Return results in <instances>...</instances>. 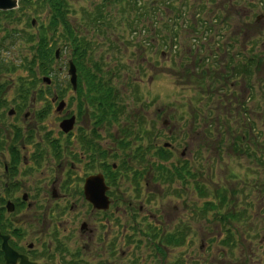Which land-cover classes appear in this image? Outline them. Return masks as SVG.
I'll return each mask as SVG.
<instances>
[{
    "label": "flooded vegetation",
    "instance_id": "1",
    "mask_svg": "<svg viewBox=\"0 0 264 264\" xmlns=\"http://www.w3.org/2000/svg\"><path fill=\"white\" fill-rule=\"evenodd\" d=\"M247 3H196L198 42L168 52L172 118L116 111L111 80L89 90L77 69L73 88L55 64L49 83L7 87L0 264H264V40Z\"/></svg>",
    "mask_w": 264,
    "mask_h": 264
},
{
    "label": "rangeland",
    "instance_id": "2",
    "mask_svg": "<svg viewBox=\"0 0 264 264\" xmlns=\"http://www.w3.org/2000/svg\"><path fill=\"white\" fill-rule=\"evenodd\" d=\"M160 1L161 0H68V10L71 11L69 21L71 25L75 26L76 33L78 32V34L83 35V37H85V39L90 43L92 51L94 52L93 56L95 58L98 57L99 60H107L108 62L104 68L105 72H103L105 75L102 74L103 77L101 75L95 80L102 85H109V80H111L113 86L118 84V91L122 94L121 97L124 99H117L116 104L121 101L123 104H126L128 108H132L133 111L143 106L145 108L144 110L147 111V115L145 117L146 120L161 119L155 114L156 108L160 109L161 107H163L164 113L162 118H172V115H174V113H170V115L165 113L167 108H172L171 104L173 105L174 97L173 90L175 88L173 70L169 67L168 59V52L171 49L168 33H170L169 29L171 28H169L168 31H165V28L158 26L156 31V28L153 26L154 23H152V20L150 19L151 16L137 19L135 18L136 15H141L145 8L151 12L152 8H156V6L159 5ZM204 1L206 4V0ZM191 2L199 3L200 0H191ZM173 5H175L174 13L181 9V5H179L177 1H173ZM15 12L16 14L12 18L15 20L10 22L6 19L2 22V24L8 28V31L13 34V37L11 40L9 38L8 41H2L1 39L5 36V34H0V41L3 45L0 47V63L3 66H7L8 62L11 61L12 65L16 68L13 72L1 70L0 83L7 82L9 80L16 81L20 76H27L25 70L21 67H17L21 63V57L25 56L27 52L30 51L29 49L33 46V40L28 41L27 37L32 36L33 38L36 34L35 27L32 28L25 21V15H23L22 12ZM23 12L27 13L26 11ZM45 14L46 12H43L41 17L42 19ZM216 14H218L217 11ZM220 14H218V19H221L222 17L224 18L227 12L226 14H224V12L221 15ZM232 14L234 13L232 12ZM152 15L154 16V14ZM154 17V22H161L162 18H170L174 17V15L171 12H167L165 15H156ZM186 18L192 21L195 20L199 24L198 17H194L189 14ZM142 19H144L143 23L141 21H137ZM182 21L183 17L178 20L179 24H182L183 27L180 28L176 38L172 36L174 38V42L177 43L178 48L179 46L181 47L182 44L187 47L198 42L197 39L193 40L194 37H197L194 36L197 32L190 34L187 27L183 25L185 22ZM168 22L171 24L174 21L168 19ZM141 23L144 24L145 28L149 27L151 24V29L148 30L147 28L144 35L140 34L136 35V37L133 36V33L135 32L133 27L136 25V28H138ZM256 23L259 26L264 24V17ZM14 29L16 30L15 33ZM19 33L21 35H19ZM179 34L185 36L183 37L184 40L179 41ZM137 40H140V44L137 48H135L134 43ZM60 48V57L53 64H55L54 67L56 71L61 69L60 75L63 76L68 68L67 60L69 59V54L68 49L62 48V46H60ZM32 50L33 49H31V51ZM141 53H148V57ZM152 54H156V61L152 60ZM130 57H135V60H143L144 63L142 67L137 69L135 68V65L132 67L127 66L128 63H126V59ZM152 62H155L157 66L155 65L153 66L154 68H152ZM178 69H180L178 71V75H181L184 68ZM56 75L57 79H59L60 75ZM133 79H136L139 82L138 87L133 85L131 82ZM9 83L10 82H8L7 85H3L6 92H8L6 86H10ZM151 83L152 85H150ZM188 84L193 85V79L190 81L185 79L180 80V95L182 91L185 93L187 92L185 86ZM40 85L41 83L39 82L38 86ZM73 88H76V84L73 85ZM1 89L2 86H0V90ZM82 90L84 91L83 86ZM198 90L201 92L200 89ZM136 94L140 95V98L135 97ZM2 96L4 97L5 95ZM13 97V92H10L6 98L10 102ZM145 99H148L149 102L152 101L153 105L146 106L144 103ZM130 118L134 120L133 116ZM263 118L264 116H262V119ZM198 129H200V127H198ZM260 129L262 130L261 137L264 139V119L260 122Z\"/></svg>",
    "mask_w": 264,
    "mask_h": 264
},
{
    "label": "trees",
    "instance_id": "3",
    "mask_svg": "<svg viewBox=\"0 0 264 264\" xmlns=\"http://www.w3.org/2000/svg\"><path fill=\"white\" fill-rule=\"evenodd\" d=\"M163 3V0H161ZM20 6L17 9L18 12H22L25 15V20L28 24L31 16H36L38 10L46 9L48 11V23L46 25H39L38 29L35 31V35L27 37V40H33L31 47V57L27 63L29 67V72L35 77L37 74L47 73L51 70V62L53 61V44H57V38L63 40L64 45L70 44V53L74 57L75 63L78 64L79 74L81 77V84H87L88 89L90 90V83L93 75V68L96 67L97 72H104L102 67L104 66L103 62H96L93 60V52L91 51L92 47L90 43L83 37V35L76 33L74 27L70 24L69 20V4L67 0H20ZM135 3V2H134ZM157 7L156 9H160ZM192 8H190L191 10ZM26 11L27 13H24ZM199 11H196L194 16H198ZM16 14L15 11H9L6 13L0 12V18L11 20ZM162 14V11L161 13ZM39 16V14H38ZM37 16V17H38ZM148 12H142L141 17H147ZM150 17V16H149ZM15 20V19H13ZM39 20V17H38ZM194 24V21H193ZM191 23V20L188 21L187 26L194 27ZM3 24L0 20V32L3 29ZM6 31L7 37L13 36L9 33L8 29L4 28ZM16 30H14V33ZM59 32V36L57 33Z\"/></svg>",
    "mask_w": 264,
    "mask_h": 264
},
{
    "label": "water",
    "instance_id": "4",
    "mask_svg": "<svg viewBox=\"0 0 264 264\" xmlns=\"http://www.w3.org/2000/svg\"><path fill=\"white\" fill-rule=\"evenodd\" d=\"M17 0H0V10H11V9H15L17 8ZM75 68L74 66L71 64L70 66V70L69 73L72 75V83L74 84L75 82ZM71 123V121H70ZM62 126V125H61Z\"/></svg>",
    "mask_w": 264,
    "mask_h": 264
}]
</instances>
